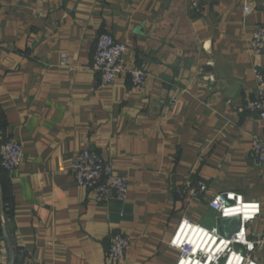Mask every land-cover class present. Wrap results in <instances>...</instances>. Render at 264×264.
<instances>
[{
    "label": "crops",
    "instance_id": "crops-1",
    "mask_svg": "<svg viewBox=\"0 0 264 264\" xmlns=\"http://www.w3.org/2000/svg\"><path fill=\"white\" fill-rule=\"evenodd\" d=\"M259 25L264 0H0V144L24 145L15 172L0 162V264H176L169 243L182 219L237 226L210 207L227 191L261 203L248 233L264 238V166L251 156L264 119L245 110L259 92L253 70L264 72L251 48ZM103 33L127 46L128 70L147 72L143 91L129 74L98 86ZM83 150L128 179L126 203L78 186ZM188 178L209 192L179 197ZM117 232L131 245L112 263ZM256 257L264 264V249Z\"/></svg>",
    "mask_w": 264,
    "mask_h": 264
},
{
    "label": "built area",
    "instance_id": "built-area-1",
    "mask_svg": "<svg viewBox=\"0 0 264 264\" xmlns=\"http://www.w3.org/2000/svg\"><path fill=\"white\" fill-rule=\"evenodd\" d=\"M197 3H194V7ZM246 13L251 11L245 8ZM251 48L256 54L264 52V25L255 28ZM127 46L111 34L103 33L97 40L93 70L99 74L98 86L113 85L124 74H129L136 91H143L148 74L141 68L128 70L126 67ZM61 66L73 70L67 55L62 56ZM259 92L250 99L245 110L264 119V72L253 70ZM251 156L264 166V136L255 135L251 142ZM24 157V145L10 140L0 144L1 167L8 173L15 172ZM72 173L79 187L92 191L100 202L119 201L126 203L129 196V181L118 175L113 164L101 154L80 151L72 161ZM179 197L194 199L209 192L203 181L188 178L177 190ZM210 207L217 214V222L223 224L237 220L233 230H221L220 225L204 227L189 219H182L170 239V247L179 253L176 264H263L256 253L264 249V238H249L248 225L256 221L262 213V205L256 200H247L235 191L214 195ZM248 244L252 247L249 249ZM131 245L129 237L117 232L111 237L107 258L112 263L123 261Z\"/></svg>",
    "mask_w": 264,
    "mask_h": 264
},
{
    "label": "trees",
    "instance_id": "trees-1",
    "mask_svg": "<svg viewBox=\"0 0 264 264\" xmlns=\"http://www.w3.org/2000/svg\"><path fill=\"white\" fill-rule=\"evenodd\" d=\"M6 142V141H5ZM4 143V142H3ZM2 144V143H1ZM3 170V169H2ZM3 171H5V170H3ZM5 202H6V204H7V206L9 207L10 205H9V203L11 202V200H10V198L8 197V195H7V191L5 192Z\"/></svg>",
    "mask_w": 264,
    "mask_h": 264
},
{
    "label": "clouds",
    "instance_id": "clouds-1",
    "mask_svg": "<svg viewBox=\"0 0 264 264\" xmlns=\"http://www.w3.org/2000/svg\"><path fill=\"white\" fill-rule=\"evenodd\" d=\"M248 247H249V249H251L252 245L251 244H248Z\"/></svg>",
    "mask_w": 264,
    "mask_h": 264
},
{
    "label": "rangeland",
    "instance_id": "rangeland-1",
    "mask_svg": "<svg viewBox=\"0 0 264 264\" xmlns=\"http://www.w3.org/2000/svg\"><path fill=\"white\" fill-rule=\"evenodd\" d=\"M208 228H211V227H208ZM213 228V227H212Z\"/></svg>",
    "mask_w": 264,
    "mask_h": 264
}]
</instances>
